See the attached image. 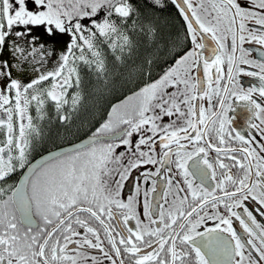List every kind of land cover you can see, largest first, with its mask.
<instances>
[{
  "label": "snow or ice",
  "instance_id": "snow-or-ice-1",
  "mask_svg": "<svg viewBox=\"0 0 264 264\" xmlns=\"http://www.w3.org/2000/svg\"><path fill=\"white\" fill-rule=\"evenodd\" d=\"M0 264H264V0H0Z\"/></svg>",
  "mask_w": 264,
  "mask_h": 264
},
{
  "label": "trees",
  "instance_id": "trees-1",
  "mask_svg": "<svg viewBox=\"0 0 264 264\" xmlns=\"http://www.w3.org/2000/svg\"><path fill=\"white\" fill-rule=\"evenodd\" d=\"M175 9L170 5L160 13L161 23L159 31L156 36L155 43L149 44L146 37H140V46L137 51L133 53L132 60L128 63L131 65L133 60L136 64H142L146 58L151 57L154 60L153 72L159 71L164 68L165 61L168 60L170 55L169 47L170 41L174 38L176 28L168 23H163L166 19H170ZM123 71V69H121ZM117 91L113 95L108 94H92L91 86H89L83 106L81 107L80 114L74 119L71 129H65L59 123H53L49 130V136L46 138L43 148L37 152L36 155L46 152L51 147L58 145L62 140H73L86 136L88 129L91 127L94 130L96 121L100 115L106 111L109 102L114 99V96L120 94L123 89L117 85ZM79 129V131H77Z\"/></svg>",
  "mask_w": 264,
  "mask_h": 264
},
{
  "label": "flooded vegetation",
  "instance_id": "flooded-vegetation-1",
  "mask_svg": "<svg viewBox=\"0 0 264 264\" xmlns=\"http://www.w3.org/2000/svg\"><path fill=\"white\" fill-rule=\"evenodd\" d=\"M245 47L258 49L260 46L256 45V44H246ZM250 58H257L256 53L253 52ZM241 80L245 81V82H256V81H253V78H251V77H243L242 76ZM84 137H86V136H84ZM84 137L78 138L76 140L75 139H73V140H65V141L62 140L60 143H58V145H56L54 147H51L49 150H53V149H57L59 147H63V146L69 145V144L74 143V142H76V141H78V140H80V139H82ZM49 150H47V151H49ZM43 153H41V154H43ZM41 154L36 155V157L40 156ZM14 179H15V177H14Z\"/></svg>",
  "mask_w": 264,
  "mask_h": 264
},
{
  "label": "water",
  "instance_id": "water-1",
  "mask_svg": "<svg viewBox=\"0 0 264 264\" xmlns=\"http://www.w3.org/2000/svg\"><path fill=\"white\" fill-rule=\"evenodd\" d=\"M84 138H86V137H84ZM84 138H82V139H84ZM80 140H81V139H80ZM80 140H78V141H76V142H74V143H77V142H79ZM67 146H70V144H69V145H66V146H63V147H67ZM53 150H55V149H53ZM49 151H50V150H49ZM47 152H48V151H47ZM47 152H45V153H43V154H41V155H46ZM41 155H40V156H41ZM40 156L36 157V159H39Z\"/></svg>",
  "mask_w": 264,
  "mask_h": 264
}]
</instances>
